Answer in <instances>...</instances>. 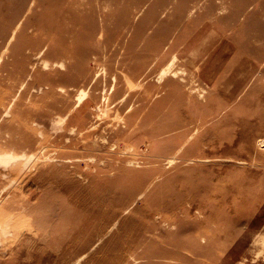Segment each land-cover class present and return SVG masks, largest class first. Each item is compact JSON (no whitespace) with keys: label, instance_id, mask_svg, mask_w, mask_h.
Here are the masks:
<instances>
[{"label":"rangeland","instance_id":"1","mask_svg":"<svg viewBox=\"0 0 264 264\" xmlns=\"http://www.w3.org/2000/svg\"><path fill=\"white\" fill-rule=\"evenodd\" d=\"M0 264H264V0H0Z\"/></svg>","mask_w":264,"mask_h":264},{"label":"bare ground","instance_id":"2","mask_svg":"<svg viewBox=\"0 0 264 264\" xmlns=\"http://www.w3.org/2000/svg\"><path fill=\"white\" fill-rule=\"evenodd\" d=\"M82 9V8H80ZM84 10V9H83ZM88 10V9H87ZM170 66V65H169ZM169 68V67H168ZM84 99H86V93H83L81 96H79L78 98V103L79 104L80 102H82Z\"/></svg>","mask_w":264,"mask_h":264}]
</instances>
